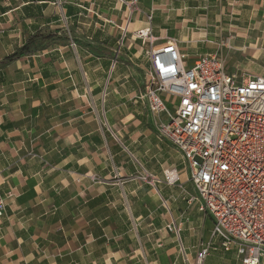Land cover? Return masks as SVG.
Masks as SVG:
<instances>
[{"label": "crops", "instance_id": "0c3cea01", "mask_svg": "<svg viewBox=\"0 0 264 264\" xmlns=\"http://www.w3.org/2000/svg\"><path fill=\"white\" fill-rule=\"evenodd\" d=\"M130 2L0 0V61L38 32L68 34L0 72V195L13 194L0 218V264H186L171 223L181 225L187 264L211 241L213 219L165 183L164 170L185 164L137 100L149 45L134 34L152 15L154 35L177 39L193 65L227 32L234 47L264 45V0ZM209 254L204 264L238 261L219 240Z\"/></svg>", "mask_w": 264, "mask_h": 264}, {"label": "built area", "instance_id": "2783aa9c", "mask_svg": "<svg viewBox=\"0 0 264 264\" xmlns=\"http://www.w3.org/2000/svg\"><path fill=\"white\" fill-rule=\"evenodd\" d=\"M152 19L151 15L149 26L134 34L149 45L145 91L137 100L154 117L158 135L183 157L184 170H164L165 183L180 187L189 206L196 204L200 213L213 219L211 241L201 244L194 264L205 263L217 240L224 252L237 254L236 264H263L264 73L239 67L227 72L228 52L235 48L232 35L214 42L215 52L200 55L189 65L177 39L154 35ZM128 33L126 26L116 57ZM116 64L114 60L110 74ZM185 174L196 196L184 190L181 177ZM150 180L154 185L160 182ZM11 198V192L0 195V218L6 216ZM168 231L174 233L179 253L189 263L180 239L181 225L171 223Z\"/></svg>", "mask_w": 264, "mask_h": 264}, {"label": "rangeland", "instance_id": "374dc122", "mask_svg": "<svg viewBox=\"0 0 264 264\" xmlns=\"http://www.w3.org/2000/svg\"><path fill=\"white\" fill-rule=\"evenodd\" d=\"M134 1V3L132 4L130 2V6L132 8L135 7L136 3L138 2V0H132ZM215 14H217L215 11H213ZM226 13H230L227 11H224V14L226 15ZM240 14H234L232 16V21H234L236 18H239ZM154 21V20H153ZM221 23H215L213 26L215 27H219V28H230L228 27V25L224 26L225 23H222V25H220ZM194 25V24H193ZM259 25V23L257 24V26ZM232 27H234L232 25ZM252 28H254L253 26H251ZM258 32V31H257ZM255 33V32H254ZM257 34V33H255ZM229 33L227 32L226 37L224 36L223 38H227L229 37ZM167 36H171L170 33L167 34ZM216 50V46L214 45V48L212 49H207V53H212L215 52ZM123 53V51H121ZM200 52V51H199ZM144 53H142L141 57L143 58ZM228 60H229V66L227 69L228 73L233 72V67L232 66H238L240 69L245 68L247 71L254 73V74H262L264 73V45H258L257 47L254 46H247V47H236L231 50L230 52H228ZM172 111H174L172 109ZM106 128V127H105Z\"/></svg>", "mask_w": 264, "mask_h": 264}, {"label": "trees", "instance_id": "16d2710c", "mask_svg": "<svg viewBox=\"0 0 264 264\" xmlns=\"http://www.w3.org/2000/svg\"><path fill=\"white\" fill-rule=\"evenodd\" d=\"M68 34L62 30L56 32H38L31 35L27 40L26 44L19 47L15 53L4 56L0 61V72L2 69L8 65L13 64L16 60L24 57H31L32 55H37L46 51L52 42L56 40H66L68 39ZM56 39V40H55Z\"/></svg>", "mask_w": 264, "mask_h": 264}]
</instances>
